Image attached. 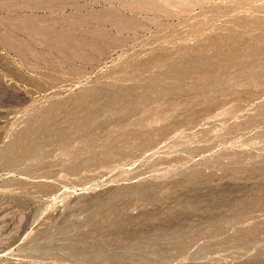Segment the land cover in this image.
Returning a JSON list of instances; mask_svg holds the SVG:
<instances>
[{"label": "rangeland", "instance_id": "obj_1", "mask_svg": "<svg viewBox=\"0 0 264 264\" xmlns=\"http://www.w3.org/2000/svg\"><path fill=\"white\" fill-rule=\"evenodd\" d=\"M0 264H264V0H0Z\"/></svg>", "mask_w": 264, "mask_h": 264}]
</instances>
